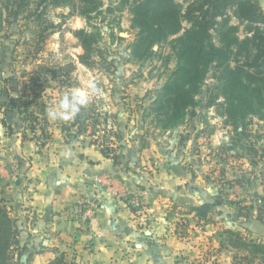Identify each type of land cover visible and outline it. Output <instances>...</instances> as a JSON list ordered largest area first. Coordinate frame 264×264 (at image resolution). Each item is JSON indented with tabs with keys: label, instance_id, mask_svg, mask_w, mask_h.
I'll use <instances>...</instances> for the list:
<instances>
[{
	"label": "rangeland",
	"instance_id": "rangeland-1",
	"mask_svg": "<svg viewBox=\"0 0 264 264\" xmlns=\"http://www.w3.org/2000/svg\"><path fill=\"white\" fill-rule=\"evenodd\" d=\"M257 1L264 9V0ZM134 2L101 0L98 10L86 18L79 13L78 0L75 7L67 0H0V88L4 84L5 92L14 94L12 79L25 87L31 101L27 114L33 117L24 115L29 128L35 130L39 124L43 132L52 107L59 106L53 115L60 116L69 113L76 101H83L85 110L101 123L95 134L91 127L86 133L67 134L75 138L79 134L90 143L108 139L103 148L117 162L124 144L131 143L142 163L139 170L144 167L148 177L166 165L187 176L188 183L177 192L186 194L187 189L191 197L176 196L167 207L168 215L180 219L178 237L189 243L174 264H235L245 252L220 248L225 229L264 243V111L245 121L230 120L224 97L216 98L211 67L196 95L197 106L179 125L161 127L151 108L177 67V56L170 41L156 43L146 58L133 54L138 37L132 21ZM186 6L184 2L183 10ZM229 25L237 27L240 40L252 34L248 23L233 11ZM183 27L180 34L190 24L183 21ZM80 29L94 33L98 40L93 66L80 62L83 48L74 33ZM62 103L68 107H61ZM69 124L67 120L62 125ZM94 145L101 149L99 143ZM137 169L131 167L136 173ZM193 207L206 213L199 214ZM240 263L248 264L247 260ZM14 264H21L17 257Z\"/></svg>",
	"mask_w": 264,
	"mask_h": 264
},
{
	"label": "crops",
	"instance_id": "crops-1",
	"mask_svg": "<svg viewBox=\"0 0 264 264\" xmlns=\"http://www.w3.org/2000/svg\"><path fill=\"white\" fill-rule=\"evenodd\" d=\"M11 81L14 94L0 88V198L20 231L21 264H47L59 254L67 264H174L189 243L178 237L180 219L167 207L176 196L189 200L187 189L177 192L188 177L168 165L148 177L131 143L124 144L120 162L113 160L88 138L63 131L67 120L53 115L58 105L51 108L45 138L41 125L28 127L20 110L27 91ZM73 107L68 121L76 123L70 131L76 133L85 107L76 101L69 112Z\"/></svg>",
	"mask_w": 264,
	"mask_h": 264
},
{
	"label": "trees",
	"instance_id": "trees-1",
	"mask_svg": "<svg viewBox=\"0 0 264 264\" xmlns=\"http://www.w3.org/2000/svg\"><path fill=\"white\" fill-rule=\"evenodd\" d=\"M67 1L75 7L74 0ZM100 1L78 0L80 15L91 17L98 10ZM184 2L187 3L185 10ZM230 11L248 23L252 32L250 37L240 40L236 36L237 27L229 25ZM131 12L133 27L138 29V37L133 44L135 56L146 58L156 43L169 41L177 56V67L159 91L151 108L161 127L168 129L179 125L190 108L197 106L196 95L211 67L215 73L213 88L216 98L224 97L225 113L230 120L234 123L237 120L245 121L250 115L264 111V9L257 0H135ZM183 21H187L190 27L180 34L184 28ZM213 32L218 36V43L214 41ZM74 33L83 48L80 62L93 66L95 62L92 57L97 51L95 43L98 41L96 35L84 29ZM4 100L2 92L0 103ZM30 102L26 96L20 110L26 113V118L33 119L27 114ZM93 117L92 111L85 110L84 125H80L78 132L86 133L91 127L92 134H95L101 122ZM75 126V122H70L61 128L68 133ZM96 141L91 143H99L103 154L107 156L103 146L108 145L109 140ZM192 209L199 214L206 213L200 207ZM221 234L225 238L220 248L228 246L239 253L245 252L239 260L236 259L235 264H241L244 260L248 264L254 260L264 264V243L247 239L235 229H225ZM19 235L15 221L0 198V264H14L16 257L20 261L23 249L19 248ZM47 264L67 262L62 255Z\"/></svg>",
	"mask_w": 264,
	"mask_h": 264
},
{
	"label": "clouds",
	"instance_id": "clouds-1",
	"mask_svg": "<svg viewBox=\"0 0 264 264\" xmlns=\"http://www.w3.org/2000/svg\"><path fill=\"white\" fill-rule=\"evenodd\" d=\"M81 103H83V101H81ZM61 107L67 108L68 105H67V103H62ZM75 111H76V109H75V107H73L71 112H69L67 114L61 113L62 118L65 119V120L71 119L72 116L74 115ZM50 115H52V113H50Z\"/></svg>",
	"mask_w": 264,
	"mask_h": 264
},
{
	"label": "built area",
	"instance_id": "built-area-1",
	"mask_svg": "<svg viewBox=\"0 0 264 264\" xmlns=\"http://www.w3.org/2000/svg\"><path fill=\"white\" fill-rule=\"evenodd\" d=\"M82 136L81 135H77V138L80 139ZM85 208H84V216L85 218H90L91 217V206H90V202H85Z\"/></svg>",
	"mask_w": 264,
	"mask_h": 264
}]
</instances>
